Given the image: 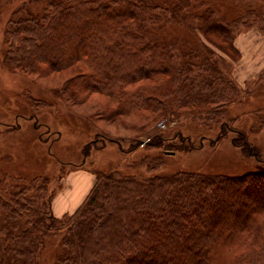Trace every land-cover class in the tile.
Masks as SVG:
<instances>
[{
  "label": "trees",
  "instance_id": "obj_1",
  "mask_svg": "<svg viewBox=\"0 0 264 264\" xmlns=\"http://www.w3.org/2000/svg\"><path fill=\"white\" fill-rule=\"evenodd\" d=\"M211 1L0 0L4 65L13 74L47 78L66 72L60 84L71 98L80 100L81 92L108 97L114 106L107 116L113 120L201 124L214 112L218 125L214 138L198 137V146L182 132L147 133L140 152L146 133L133 136L125 148L121 139L94 133L84 145L85 156L108 141L123 159L95 174L80 208L61 218L53 216L42 185L32 193L37 176L9 177L2 168L0 264H264V167L236 175L183 169L147 174L177 149L202 148L204 139L214 147L229 135L231 146L244 155L259 154L247 133L232 125L237 117L224 120V113L214 110L238 103V87L221 65L240 59L238 34L252 27L263 31L254 22L264 10L253 5L226 15ZM195 22L214 50H181L172 27L188 24L201 44ZM182 43L190 46L188 40ZM31 101L37 108L47 105ZM2 161L0 155V166Z\"/></svg>",
  "mask_w": 264,
  "mask_h": 264
},
{
  "label": "rangeland",
  "instance_id": "obj_2",
  "mask_svg": "<svg viewBox=\"0 0 264 264\" xmlns=\"http://www.w3.org/2000/svg\"><path fill=\"white\" fill-rule=\"evenodd\" d=\"M230 2L233 3V7H230ZM211 4L215 5V8L219 5L220 9L217 8V11L226 15L227 12L239 7L246 8L253 5L264 10V2L260 3L259 0H212ZM2 11L0 7V14ZM0 21V155L3 157L0 171L4 168L9 177L37 176L38 178L31 184L32 193L42 185L43 196L47 200L51 196V203L58 202L57 216L51 211L54 217L61 218L74 214L82 205L80 203L91 182V175L107 173L123 159L119 148L108 141L103 148L97 150L92 148L85 156L84 145L94 138V133L99 132L104 136L121 139L124 148L128 147V142L133 136L146 133L141 136L143 143L140 144L137 152L143 151V147L149 141L150 134L147 133H152L150 135L152 137L153 133L158 131L182 132L191 136L196 146L200 141L198 137L216 136L218 125L216 126L214 112H211L209 120L206 122L202 120L201 124L194 119L160 118L152 125L142 126L136 119L113 120L107 116V112L110 111L107 108L111 109L114 104L103 95L81 92L83 94L80 100L72 99L69 90L63 87L66 85L60 84L67 76L66 72L65 75L52 73L47 78H40L30 73L21 74L19 70L13 74L9 68H6L7 66L5 67L7 64L4 52L7 43L3 42V32L6 22L5 19ZM254 23L255 26L263 27L261 35H264V11H261ZM195 24L193 29L196 26L195 33L199 36L201 44L196 40L188 24L173 25V35L178 38L181 50L197 48L195 50L203 52L207 50L205 46L214 50V47L207 42L206 36L197 29L199 24L197 22ZM12 26L13 23L10 28ZM209 38L219 42V39L212 35ZM187 40L190 46L182 43ZM250 63L252 66L247 68L248 71L245 67L242 68L240 59L221 65V70L226 71L224 75L227 77V71H230L238 87L237 92L234 93L238 103L232 104L233 106H218L214 111L224 113V120H227V117H237L236 120L233 118L231 121L232 125L247 133L250 143L259 150L258 156L253 158L244 155L231 146L227 135L214 147L209 145L208 139H204L202 148L188 151L177 149L174 151V156L164 157L157 171L147 174L163 175L183 169L236 175L258 171L264 167V73L251 76L245 81L246 75L249 77L251 72H256L254 68L261 61ZM70 74L74 75L72 72ZM70 74L68 73V76ZM152 84L156 85L154 82ZM67 85L69 87V84ZM51 87L57 89L56 96L49 93ZM229 94L228 92V96ZM32 99H43L47 105L37 108ZM211 120L212 123H209ZM16 126L19 129H16ZM173 145L179 148V142H174ZM83 162L84 165H81ZM78 165H81L79 168L82 169L75 167ZM2 175L1 173L0 177ZM4 235L5 232L1 230L0 225V246L3 244Z\"/></svg>",
  "mask_w": 264,
  "mask_h": 264
},
{
  "label": "crops",
  "instance_id": "obj_3",
  "mask_svg": "<svg viewBox=\"0 0 264 264\" xmlns=\"http://www.w3.org/2000/svg\"><path fill=\"white\" fill-rule=\"evenodd\" d=\"M259 2H260V0H259ZM230 7H233V3ZM238 9L239 10L247 9V7L246 8L239 7ZM238 9H236V10H238ZM233 12L234 11L227 12V13H233ZM229 15H231V14H229ZM261 34L262 33L259 30L252 27V28H247V30L242 31L240 34H238L235 37L234 44H235L236 49L240 53V60H241L242 68L245 67L246 70L248 71L247 68H251V66H252V63H250V62L256 61L257 63H259L261 61V63H259L256 68H254L256 70V72H253V73L251 72L249 74V77H248V75H246L247 78L245 79V81L248 80L251 76H257L261 72L264 73V35H261ZM241 73H242V71H241ZM77 169H82V168H77ZM74 170H76V169H74ZM90 173H88V174H90ZM90 178H91V182L87 186V191H85L86 194H85L82 202L80 203V205L85 201L86 197L88 196L89 192L91 191V189L93 187V184L95 181V176L91 175ZM56 207H58V202L55 201V202L51 203V211H53L55 216H57Z\"/></svg>",
  "mask_w": 264,
  "mask_h": 264
},
{
  "label": "water",
  "instance_id": "obj_4",
  "mask_svg": "<svg viewBox=\"0 0 264 264\" xmlns=\"http://www.w3.org/2000/svg\"><path fill=\"white\" fill-rule=\"evenodd\" d=\"M167 154H169V153H167ZM171 155H173V153H170Z\"/></svg>",
  "mask_w": 264,
  "mask_h": 264
}]
</instances>
